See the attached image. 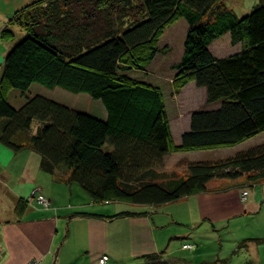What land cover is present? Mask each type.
Returning a JSON list of instances; mask_svg holds the SVG:
<instances>
[{"label": "trees", "instance_id": "obj_1", "mask_svg": "<svg viewBox=\"0 0 264 264\" xmlns=\"http://www.w3.org/2000/svg\"><path fill=\"white\" fill-rule=\"evenodd\" d=\"M182 20L175 88L195 83L211 108L193 114L176 147L162 89L130 73L168 53L161 39ZM11 26L27 37L16 42ZM1 37L13 45L0 75V144L34 151L47 174L66 171L64 182L80 185L94 204L157 208L206 192L214 179L264 181V146L189 163L185 177L161 171L173 152L231 148L264 133V0L244 17L227 0H39L15 12ZM225 37L238 49L220 58L212 46ZM36 84L88 94L107 113L96 118L41 95L12 106V90L25 96ZM138 260L170 264L162 254Z\"/></svg>", "mask_w": 264, "mask_h": 264}, {"label": "crops", "instance_id": "obj_2", "mask_svg": "<svg viewBox=\"0 0 264 264\" xmlns=\"http://www.w3.org/2000/svg\"><path fill=\"white\" fill-rule=\"evenodd\" d=\"M223 41L220 40L212 46L218 57L225 58L237 53L232 51L234 49L232 44L228 46L224 44V49L225 41ZM12 45L10 41L2 39L0 32V75ZM215 48L222 52L217 53ZM147 82L159 88L163 87V81ZM192 84L197 87L195 83ZM166 86L169 85L166 84ZM198 89L205 92L207 100L206 90ZM210 108L207 105L202 108L196 107L189 123L182 124L183 126L179 122L176 127H173L174 120L171 121L170 129L176 146L182 145L183 136L191 130L193 114L208 111ZM227 149L231 150L230 148L215 150ZM215 150H197L185 152L182 155L184 159H190L189 161H205L202 159L203 156L191 158L195 153L214 154ZM235 152L240 153L237 150ZM7 155L9 154L0 151V264H27L34 259H39L41 264H99V260L105 255L109 257L106 264H135L138 263V259L146 255L160 253L170 237L169 226L174 222L182 223L194 230L202 220L204 224L210 223L214 227L231 228L233 224L239 225L243 221L253 222L254 225L258 218L264 219V182L255 188L247 189L240 186V182L234 183L224 192L206 191L157 208L141 207L145 209L134 212L140 215L133 217L112 218L121 212L110 214L104 209L90 212L89 214L93 216L78 215L84 213L80 211L84 209V205L83 207L63 205L60 200H64L61 196L73 193L72 184L69 187L71 193L66 192V187H59L62 193L55 187V191L53 189L48 191L46 187L42 188L47 196L53 199V205L49 209H44L40 205L26 207L18 205L19 202L25 201L32 192L39 189L40 185H43L41 180H47L41 175L45 173L40 168L41 157L29 149L22 153L10 154L11 159ZM48 175L52 177L55 185L63 186L68 173L59 170L55 175ZM10 182H13V185ZM53 186L51 183L52 188ZM244 190H248L249 195L247 200L242 202L241 195ZM7 202L11 205H6ZM18 207L21 208V212L23 211L21 215L17 213ZM172 208L178 210L172 211ZM249 231L252 230H248V233ZM61 232L65 233L63 238ZM248 233L243 235L244 240L237 241V245L241 244L239 249L247 250L252 247L258 250L259 244H264V230L260 233L256 230L251 236H248ZM191 234L190 230L184 232L182 240L189 239ZM240 241L243 242L240 243ZM169 247L170 241L167 243V248ZM167 253L168 251L165 252L166 255L162 254L165 260H167L166 256L172 252ZM226 261V259H218L216 262L223 264Z\"/></svg>", "mask_w": 264, "mask_h": 264}, {"label": "rangeland", "instance_id": "obj_3", "mask_svg": "<svg viewBox=\"0 0 264 264\" xmlns=\"http://www.w3.org/2000/svg\"><path fill=\"white\" fill-rule=\"evenodd\" d=\"M35 1L39 0H0V32L4 30L5 26L9 22V20L13 17L15 12L18 10L24 8L26 5H29ZM230 8H232L236 14L240 17H244L248 14H250L255 6L258 4V0H227ZM184 21V20H182ZM185 24L178 23L174 27L168 29L165 36L161 39L160 47L162 48L163 52H168L165 56L161 55V57L156 58V60L148 66L146 71H132L130 74L132 77L136 79L146 80L150 82H157L158 80L162 82L163 87L162 89L164 93V101L166 105V109L168 112V116L170 124L173 121V127H176L179 122L180 125H184L185 123H189V119L191 117V114L195 111L196 107L202 108L205 105H207V100L205 99V92L198 89L193 85V82L187 83L181 90H177L175 88V73L172 70L173 65L179 61L181 55H182V40L185 33ZM187 25V24H186ZM14 31V38L16 42H19L20 40H24L27 37L26 32H24L21 28L16 26H11L9 28ZM7 41V40H6ZM225 41V42H224ZM223 42V48L225 49V45H231V40L229 37H225V40ZM13 44L12 41H10V44ZM222 43V42H221ZM225 44V45H224ZM233 47V46H232ZM234 48V47H233ZM238 48H234L232 51H237ZM217 53H221V50H218L215 48ZM223 52H227L226 50H223ZM160 56V55H159ZM0 70H1V64H0ZM3 70V67H2ZM169 85V86H166ZM41 95L48 99H51L57 103L63 104L69 108H72L76 111L79 110V112L86 113L90 116L96 117V118H104L106 115V110L103 106V104L100 101H97L93 99L88 94H74L71 92H68L61 88L56 89H48L41 85H33L30 89V92L27 93L25 96L15 90H12L9 94V101L14 107H21L26 99L27 96H36ZM182 125V126H183ZM34 128H37L36 125H34ZM172 133V131H171ZM3 146V145H2ZM0 145V151L4 152L5 154H9L12 152H8V149L3 148ZM176 146V145H175ZM247 146L249 148H247ZM257 146H264V133L249 139L241 144H238L234 147H231L227 150H215L214 154H205V153H195L191 159H194V157H201L203 156V160L205 161H189L190 159L186 158L184 159L183 155L185 152H173L170 154L164 162L163 171L164 173H175L178 178L185 177L187 175V165L189 163L193 162H208L209 160H212L211 162H217V161H224L228 158H233L237 153V151H246L248 149L257 147ZM5 147V146H4ZM178 147V146H176ZM221 149V148H219ZM206 151V150H202ZM187 152H194V151H187ZM13 154V153H12ZM10 155V154H9ZM7 155V157L12 158V156ZM218 159V160H216ZM214 160V161H213ZM43 177L45 176L47 180H41V183L43 185H40L39 189H36V194L39 196H42L41 193L44 194V197L48 199V201L45 202V200L39 197H34L33 192L30 194L28 198H26L25 201L28 203V206L33 205H40L46 204L47 202L51 201V205H53V199L47 196V194L42 190V188L46 187L48 191H55L54 187L58 191L59 187H66V192L71 193L70 190V184L63 183V186L55 185L53 182V179L50 175L46 173H41ZM1 176V174H0ZM238 181V182H236ZM236 181H230L225 179H214L208 184V190L207 191H215V192H224L229 187H231L234 183H239L240 186L247 188H255L260 183H263L264 181H257L252 182L248 180L246 177H243L241 179H238ZM13 185V182H10ZM51 183L53 188L51 187ZM73 193L66 194L65 196H61L64 198V200L60 199L61 204L63 205H84V209L80 211H84V214H89L90 212H97L99 210H106L110 214H117L119 212L123 211H131V212H140L144 209L138 206L130 205L125 202H114L110 204H97L95 205L90 196L85 192L80 185L77 183H73ZM60 193L61 190H59ZM247 193V195H245ZM41 194V195H40ZM200 194V193H198ZM197 195V194H195ZM249 191L244 190L242 191L241 200L242 202H245L248 198ZM34 198V199H32ZM39 199V200H38ZM44 202V203H43ZM65 202V203H64ZM40 203V204H39ZM2 205V204H1ZM6 205H11L9 202L6 203ZM43 207V206H42ZM46 209L45 207H43ZM50 208V207H49ZM47 208V209H49ZM8 210V209H7ZM173 210H178L174 209ZM195 212V211H194ZM81 214V213H79ZM196 214V212H195ZM12 213L10 214V216ZM264 218V217H263ZM263 221V222H262ZM172 223V222H170ZM192 233L190 238L187 240H182V236H184V232L189 231ZM248 230H252L249 231ZM257 230V232H262L264 230V219L259 218L255 221L254 225L253 222L250 221H243L241 224H233V226L230 228H222L221 226L214 227L210 223H205L203 220L197 227H195L194 230H192L191 227H187V225H184L182 223H175L171 224L169 226V239L170 241V247L167 248L166 245L160 250V255L165 254V252L168 251L167 254L169 256H166L167 261L170 262V264H213L218 259L220 260H227L226 263L223 264H264V244H259V249L256 248H248L246 249H239V245H237L238 240H244V234L248 233V236H251V234ZM63 235L62 238L65 236V233L61 232ZM189 237V236H186ZM262 237V236H260ZM175 238V239H173ZM186 241V242H184ZM243 241H240L242 243ZM190 245L195 246V248L192 251V248L186 249L184 248V245ZM196 250V251H195ZM164 251V252H163ZM238 251L237 253H234ZM195 252V253H194ZM108 257L107 255H105ZM103 256L99 260V264H106L109 261L103 260ZM105 257V258H106ZM33 261L39 262V259H34L29 261L27 264H30ZM41 264V261L39 262Z\"/></svg>", "mask_w": 264, "mask_h": 264}, {"label": "built area", "instance_id": "obj_4", "mask_svg": "<svg viewBox=\"0 0 264 264\" xmlns=\"http://www.w3.org/2000/svg\"><path fill=\"white\" fill-rule=\"evenodd\" d=\"M33 194H34V197H39L40 200H41V198H42V200L44 199L45 202L48 201V199L45 198L43 194H42V196H39L38 194H36V191H34ZM40 195H41V194H40ZM245 195H247V193H245ZM38 200H39V199H38ZM43 203H44V202H43ZM42 206L45 207L46 209L49 208V207L51 206V201H50V202H47L46 204H44V205H42ZM184 248H186V249H190V248H192V249H193V247L190 246V245H184ZM105 257H106V256H105ZM105 257H104L103 260H108V259H107L108 257H106V258H105ZM30 264H39V262H37V261H33V262H31Z\"/></svg>", "mask_w": 264, "mask_h": 264}, {"label": "bare ground", "instance_id": "obj_5", "mask_svg": "<svg viewBox=\"0 0 264 264\" xmlns=\"http://www.w3.org/2000/svg\"><path fill=\"white\" fill-rule=\"evenodd\" d=\"M32 97V96H31ZM79 111V110H78ZM107 113V112H106ZM8 151H12V150H8ZM12 153H14V152H12ZM12 153H9V154H12ZM22 153V152H21ZM16 154V153H15ZM216 160H218V159H216ZM193 161V160H192ZM214 161V160H213ZM20 166V165H19ZM7 167V166H6ZM56 174V173H55ZM39 194V193H38ZM41 194H43V193H41ZM44 195V194H43ZM46 197V196H45ZM32 199H34V198H32ZM184 199V198H183ZM26 200V199H25ZM35 200V199H34ZM27 202V201H26ZM40 204V203H39ZM27 205H28V203H27ZM43 205V204H42ZM40 262V261H39Z\"/></svg>", "mask_w": 264, "mask_h": 264}]
</instances>
